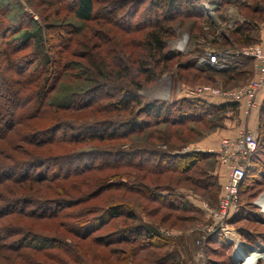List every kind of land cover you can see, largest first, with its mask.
Listing matches in <instances>:
<instances>
[{
    "label": "trees",
    "instance_id": "obj_1",
    "mask_svg": "<svg viewBox=\"0 0 264 264\" xmlns=\"http://www.w3.org/2000/svg\"><path fill=\"white\" fill-rule=\"evenodd\" d=\"M106 2L112 6L104 10V14H99V10H95V0H0V256L4 258V264H16L14 258L7 254L10 247L15 248L16 239L19 238L17 245L24 246L20 239L33 235L21 225V219L25 217H33L34 220L60 219L67 234L77 240H91L89 237L102 222L86 233L69 229L76 223L87 225V217L104 210V221L124 220L119 226L121 230L115 231L119 239L116 242L123 241L140 249L167 244L169 237L160 231L133 225L136 219L127 202L111 201L101 206L102 210L99 205H88V202L95 201L111 189L110 193L132 189L121 179L108 182L99 178L96 186L91 172L131 166L132 156L138 158L140 164L145 161L143 155L146 148L141 146H134L137 151L130 149L122 153L115 147L96 148L97 144L131 142L133 137H140L144 131L155 129L158 123L185 127L187 123H199L201 120L207 129H214L220 113L239 109L240 102L212 104L202 99L187 98L168 104L154 101L141 105L137 95L141 87L153 81L154 72L165 71L172 59L183 56L165 49V41L174 37L173 27L188 31L192 41L193 38H204L199 28L188 22L190 18L202 16L198 0H150L142 11L139 5L144 0ZM24 5L38 15L37 21L25 11ZM67 17L73 22L67 23ZM99 18L106 20L105 24L116 20L121 24L116 23L124 35L129 37L141 29L145 31L132 40L123 38L122 43L116 46L119 50L113 52L106 38L98 32V29L106 30L101 28L106 26L96 24L99 28L95 31L94 24L90 25ZM61 20L67 24L57 23ZM247 24L249 22L245 23V30L236 28L233 31L235 43L241 49L258 44L257 36H252L254 27L250 28ZM73 36L75 46L80 49L70 48ZM100 41L104 43L101 45ZM98 48L102 56L96 61L94 53ZM191 64L193 70L204 74L207 84H212L216 78L228 84L236 83V79L250 69L254 75V60L242 55L220 61L223 65L221 69L208 64L198 65L194 61ZM107 85L119 88L118 99L108 94ZM136 107L139 108L134 112ZM122 116L125 118L121 119ZM88 117L96 119L73 134L74 126L83 125V119ZM258 117L257 147L245 168L238 189V210L233 219L247 210L240 203V193H244L250 185L264 182V97L258 107ZM163 137L161 134L159 140ZM92 144L96 145L88 146ZM77 147L80 148L75 150ZM39 149L41 153H37ZM110 158L120 160L109 162ZM214 161L215 156L208 153L169 152L159 148L157 165L159 175L185 176L183 181L191 180L200 188L217 190V181L210 172ZM206 164L208 169H203L202 165ZM126 174L135 177L133 173ZM105 179L109 176L106 175ZM249 180L252 182L250 185L247 183ZM41 186L49 192L44 194ZM89 186L93 189L89 190ZM155 190H159V194ZM155 190H150V200L159 197L160 206L179 212L193 210L187 200L174 192L177 188L172 185H163ZM207 202L213 208L218 207L217 201ZM263 211L260 214H264ZM55 237L57 243L53 246L64 252V258L56 253L60 261L53 260V263L80 264L77 258L74 259L78 249L76 244L67 235ZM221 238L219 233L212 234L206 240V246H226ZM66 240L71 243L67 244ZM245 250L242 248L236 252L234 264H242ZM22 255L26 259L27 255ZM48 256L43 254L41 258L51 259ZM25 264L40 262L30 258Z\"/></svg>",
    "mask_w": 264,
    "mask_h": 264
},
{
    "label": "rangeland",
    "instance_id": "obj_2",
    "mask_svg": "<svg viewBox=\"0 0 264 264\" xmlns=\"http://www.w3.org/2000/svg\"><path fill=\"white\" fill-rule=\"evenodd\" d=\"M106 1L108 0H95V10H99L97 13L104 14V10L112 6L111 3H107ZM149 1L150 0H144V2L139 5L140 11L148 6ZM198 1L202 6L200 9L202 16L201 18H190L188 22L194 23L195 27L199 28L201 34L204 35V38H193L192 41L188 31L181 30L176 26L173 27L174 37L165 41V49L166 51L179 52L183 56L180 59H172L171 62L168 63V68L165 71H159V73L158 71L157 73L154 72L155 77L153 81L145 84L137 91L141 105L154 101L168 104L186 98L202 99L212 104L230 102L229 99L222 97L223 93L240 88L242 87L241 85L245 84L248 80L251 81L256 78V72L253 70V75L250 69L251 72H244L236 79V83L231 82L228 84L226 81L223 82L221 79L216 78L212 80V84H207L208 79L205 78L204 74L193 70L191 62H197L198 58L203 57L207 51H222L226 52L228 57H237L238 51L241 50V46L235 43L236 37L233 35V31L236 28L245 30L246 22H249L247 25L250 28L254 27L255 30L252 36H257L258 41H256V43L259 45L260 39L264 35L263 1ZM205 6L214 10L210 16H207L209 11L206 10ZM24 9L31 15L33 20L37 21L39 19L38 15L31 9L25 7V5ZM204 12H206V15H204ZM60 13L63 14L62 11ZM67 18V23L73 22L70 17ZM259 18H262V21H259ZM95 22L96 23L90 24H94L93 29L95 31L99 28V25L96 24L106 26L101 27L106 30L98 29V32H101L100 34L106 38L113 52L119 50L116 46L122 43L124 40L123 38H138L145 31L141 29L137 33L130 34L132 37H129L124 35L123 30L118 26L121 24L116 22V20L108 22L109 24H105L106 20H101V18H99ZM57 23L67 24L63 20ZM72 24H75V22ZM76 25H78V23H76ZM72 38H74V36ZM74 40L75 38L72 40L70 48L72 50H75V48L80 49V47L75 46ZM232 41L234 43H232ZM102 43H104V41H100L101 45ZM178 43H184V47L181 50L176 48ZM102 47L105 50V47ZM132 49L133 47L131 50ZM100 50L98 48L94 53L96 61L102 56ZM157 69L158 68L155 70ZM236 85L240 86L235 88ZM212 89L219 94L214 95L210 93L209 90ZM106 90L108 94L112 95L113 99H118L120 97L118 87L107 85ZM138 108L139 107H136L133 111L136 112ZM243 112L244 109L242 108L240 111L238 109L226 114L220 113L216 119L217 125H215L214 129H212V127L211 129L210 127L207 129L208 127H206L201 120L198 121L199 123H187L185 127L172 124L159 125L158 123L155 129L152 128L144 131L140 137H133L131 142L118 141V143L113 144H97L96 148L115 147L122 153L130 149L131 151H137V149H134V146H141L140 148H146L143 155L145 161L140 164V160L138 161V158L132 156L130 160L131 166L124 167L123 169L118 168L117 170L110 169L108 171H105V169H98L95 172H91L94 179H96V183H94L96 186H98L99 178H101L100 180H108V182H117V180L121 179L126 182L127 185H130L132 189L127 192L115 190L110 193V191H112L111 189L95 201L88 202V205L93 203L99 205L101 208V206H105L111 201L127 202L136 219L133 225H142L160 231L165 236L169 237V239L166 240L168 241L167 244L159 246L149 245L147 247H141L140 249L137 246L126 244L123 241H119V243L116 242V240L119 239L115 231L121 230L120 225L124 220L117 219L112 222L104 221L106 211L101 208L102 211L87 217L89 220L87 225L79 226V224L76 223L69 229L77 230L80 233H86L102 222L98 230L89 237L91 240H77L70 234H67V230H65L63 226L64 223H62L60 219L39 218L38 220H34L32 219L33 217L22 218L21 225H24L28 231L33 232V235L29 237L24 236L25 238L20 239L23 244H25L24 246L17 245L19 242V238H17L15 248L10 247L7 254L14 258L13 261L16 264H25L30 258H35L40 264H54L53 260L55 262L60 261V257L57 256L56 253L61 254V257L64 258V252L59 251L58 246H53V244L57 243V240L54 239L56 238L55 236L59 234L61 236L63 234L67 235L68 238L76 244L78 249L75 252L74 259L77 258L80 264H234L233 256L236 252L242 250V248H246L243 253L242 264H264V221L259 220V218L264 220V214H260V212L264 210L262 208L264 206V182L250 185L252 182L249 180L247 183L250 185V188L246 189L244 193H240V203L244 204V208L247 210L244 214L239 213L240 216L238 215L236 219H233L234 214L238 210L236 205V207L229 212L230 215L228 214L223 218L219 213V205L227 183L228 172L218 162L216 157L211 166L213 169L210 170V172L214 174L217 181V190L216 188L212 190L200 188L191 180L183 181L185 176H178L177 178V175L173 174L159 175L157 165V161L159 160V148L161 151L172 152V150H176L179 153H183L182 151L187 148L193 150L197 149L194 152L208 153L215 156L213 148L218 139L237 127L238 123H242V119H244ZM125 116L120 118L123 119ZM94 119L89 117L83 119L85 120L84 123H82L83 125L74 126L72 133H79L82 128L91 124L87 122H91ZM32 122L35 123V120H32ZM242 128L251 129V127L246 126H242ZM161 134L164 135L163 140H159ZM93 145L96 144L88 146ZM121 145L122 147H120ZM199 147L212 150L199 152ZM79 148L80 147H77L75 150ZM153 151H156V153ZM37 153H41V150H37ZM119 160L115 161L118 162ZM108 161L113 162L114 160L110 158ZM207 165L208 164H206V166L202 165L203 169H208L209 165ZM121 172H125L124 175H121ZM127 172L135 174V177L134 175H127ZM106 175L109 176V179H105ZM192 176L194 177V175ZM77 180H79V178H77ZM77 183H80V181ZM44 185L46 186L47 184ZM163 185H172L177 188L174 192L187 200L189 205L191 207L193 206V210L187 209L189 212H179L175 209H166L160 206L159 197H157L156 200H150V190L159 189V187ZM37 187H40V185ZM42 189L44 194L49 192L45 187H42ZM88 189L90 190L93 188L89 186ZM155 193L159 194V190H155ZM43 196L45 197L46 195ZM207 201H217L218 207L213 208ZM231 219L233 220L231 221ZM4 222L5 221L2 219V223ZM68 224L71 223L68 222ZM215 233L222 235V243L226 244V246H206V240ZM44 237L50 239H44ZM66 242L67 244L71 243L68 240H66ZM27 243L28 245L26 246ZM255 247L256 249H254ZM247 248L254 250L251 251ZM24 253L27 255L26 259L22 255ZM43 254L49 255L48 257L52 260L41 258ZM72 257L71 254V259H73ZM0 264H4L2 255L0 256Z\"/></svg>",
    "mask_w": 264,
    "mask_h": 264
},
{
    "label": "built area",
    "instance_id": "obj_3",
    "mask_svg": "<svg viewBox=\"0 0 264 264\" xmlns=\"http://www.w3.org/2000/svg\"><path fill=\"white\" fill-rule=\"evenodd\" d=\"M205 8L210 11L208 7L205 6ZM183 47L184 44L180 49L176 46L178 50H181ZM238 55L250 57L254 60L256 78L245 86L223 93L222 97L229 99L230 102L246 101L245 114H247L251 109L257 107L256 97L264 85V37L259 45L245 47L238 51ZM227 57L226 52L207 51L203 57L198 58L197 62L199 65L208 64L221 69L223 65L220 64V61H224ZM209 92L214 95L219 94L214 89L209 90ZM257 139V133L243 131L235 138H221L218 147L213 150L218 162L228 172L227 183L219 205V213L223 218L228 214L230 215L229 212L237 205L238 189L243 181L248 161L256 150ZM194 151L196 150L187 148L182 152Z\"/></svg>",
    "mask_w": 264,
    "mask_h": 264
},
{
    "label": "crops",
    "instance_id": "obj_4",
    "mask_svg": "<svg viewBox=\"0 0 264 264\" xmlns=\"http://www.w3.org/2000/svg\"><path fill=\"white\" fill-rule=\"evenodd\" d=\"M208 8L210 11L207 13V16L208 15L210 16L212 14V11H214V10H212L210 7H208ZM204 15H206V12H204ZM208 19H209V17H208ZM262 37H264V35ZM254 70H255V68H254ZM263 97H264V85L256 97L257 107L254 109H251L247 114H245V112H246V101L240 102L239 111L242 108L244 109V112H243L244 119H242V123L241 124L238 123L237 127H235L233 130L229 131L224 136L221 135L222 137H220L218 139L217 143L215 144V146L213 148L214 150L218 147L221 138H225V137L226 138H235L240 132H243V131H250V132L257 133L258 120H259L258 107H259V104L262 101ZM245 122H246V125H245ZM230 126H233V125H230ZM242 126L251 127V129L250 130L244 129V128H242ZM191 150H193V149H191ZM205 150L208 151V150H212V149H206L204 147H199V151H205Z\"/></svg>",
    "mask_w": 264,
    "mask_h": 264
},
{
    "label": "bare ground",
    "instance_id": "obj_5",
    "mask_svg": "<svg viewBox=\"0 0 264 264\" xmlns=\"http://www.w3.org/2000/svg\"><path fill=\"white\" fill-rule=\"evenodd\" d=\"M184 43H178V47H179V49L182 47V45H183Z\"/></svg>",
    "mask_w": 264,
    "mask_h": 264
}]
</instances>
